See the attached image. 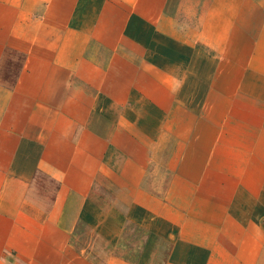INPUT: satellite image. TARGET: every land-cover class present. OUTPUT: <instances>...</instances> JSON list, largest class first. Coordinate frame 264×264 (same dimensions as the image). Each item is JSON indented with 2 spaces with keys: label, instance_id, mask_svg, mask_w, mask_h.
I'll return each instance as SVG.
<instances>
[{
  "label": "crops",
  "instance_id": "obj_1",
  "mask_svg": "<svg viewBox=\"0 0 264 264\" xmlns=\"http://www.w3.org/2000/svg\"><path fill=\"white\" fill-rule=\"evenodd\" d=\"M0 264H264V0H0Z\"/></svg>",
  "mask_w": 264,
  "mask_h": 264
}]
</instances>
